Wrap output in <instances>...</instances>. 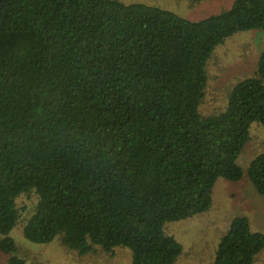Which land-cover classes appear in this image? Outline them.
Masks as SVG:
<instances>
[{
  "label": "trees",
  "instance_id": "16d2710c",
  "mask_svg": "<svg viewBox=\"0 0 264 264\" xmlns=\"http://www.w3.org/2000/svg\"><path fill=\"white\" fill-rule=\"evenodd\" d=\"M202 1V0H191ZM264 32V0H234L199 20L145 1L0 0V254L28 264L11 231L17 198L39 200L34 243L81 256L131 251L132 264H178L169 222L208 212L220 179L245 175L264 196V151L239 156L264 127V43L256 71L223 110L200 106L214 50ZM264 231L235 216L211 264H256Z\"/></svg>",
  "mask_w": 264,
  "mask_h": 264
},
{
  "label": "rangeland",
  "instance_id": "374dc122",
  "mask_svg": "<svg viewBox=\"0 0 264 264\" xmlns=\"http://www.w3.org/2000/svg\"><path fill=\"white\" fill-rule=\"evenodd\" d=\"M123 1H145L147 4L159 5L187 18L199 20L229 8L234 0ZM263 43V31L249 30L234 34L214 50L208 61L209 81L200 106L203 115L223 110L233 84L255 73ZM250 131L251 139L238 159L245 171L252 159L264 151V127L253 123ZM213 197V205L208 212L166 224V232L174 235L184 247L178 264H211L221 236L237 215H247L254 230L264 231V196L257 192L246 175L239 182L220 179L214 188ZM38 200L39 196L34 191L18 196L20 218L11 231L19 247L18 253L28 264H132L131 251L122 247L116 248L113 253L97 249L94 253L81 256L63 244L61 235L45 244L27 240L24 226L34 214ZM7 259V254H0V264H6ZM256 264H264V250L256 257Z\"/></svg>",
  "mask_w": 264,
  "mask_h": 264
}]
</instances>
